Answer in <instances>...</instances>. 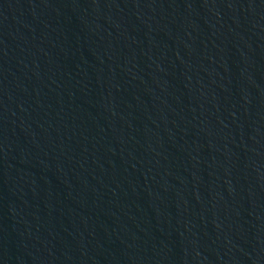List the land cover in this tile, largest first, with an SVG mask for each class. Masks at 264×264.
Wrapping results in <instances>:
<instances>
[{
  "label": "water",
  "instance_id": "1",
  "mask_svg": "<svg viewBox=\"0 0 264 264\" xmlns=\"http://www.w3.org/2000/svg\"><path fill=\"white\" fill-rule=\"evenodd\" d=\"M0 264H264V0H0Z\"/></svg>",
  "mask_w": 264,
  "mask_h": 264
}]
</instances>
